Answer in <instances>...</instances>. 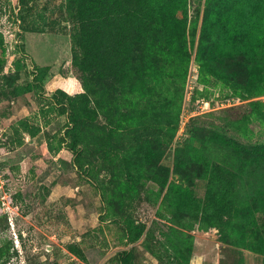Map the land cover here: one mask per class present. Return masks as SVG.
<instances>
[{
	"label": "rangeland",
	"instance_id": "rangeland-1",
	"mask_svg": "<svg viewBox=\"0 0 264 264\" xmlns=\"http://www.w3.org/2000/svg\"><path fill=\"white\" fill-rule=\"evenodd\" d=\"M130 1L0 0V264H264V7Z\"/></svg>",
	"mask_w": 264,
	"mask_h": 264
},
{
	"label": "trees",
	"instance_id": "trees-1",
	"mask_svg": "<svg viewBox=\"0 0 264 264\" xmlns=\"http://www.w3.org/2000/svg\"><path fill=\"white\" fill-rule=\"evenodd\" d=\"M161 0H156L155 2H149L152 5L148 7V12L146 15V23L148 25V28H151L156 25H167L169 22L166 20L167 16H170L174 23L178 26H182L184 23L181 21L180 18L176 17V12L182 10L183 13H186L187 9L190 6L191 0H167L164 3L160 2ZM129 3L130 6L132 4V1L126 0V4ZM146 4V3H145ZM204 4V12L205 15L208 16V18L215 17L214 21L217 23L222 24H230L234 25L233 29H236L235 33L232 31L230 33L233 34L234 40H239L243 42V44L253 46L251 41L254 38V33L257 29L256 23L252 20L253 15L255 14V11L260 5L259 0H203ZM115 5V4H114ZM130 6H127L124 9H120L119 5H115V13L114 17L112 18V23L114 25L122 24L127 22L130 17L132 16V10L130 9ZM241 6V10L239 7ZM166 9L168 11L167 16L163 15L162 9ZM262 8V7H260ZM247 13L248 16H250L251 19L244 23L243 21H240L241 14ZM160 16H163V18H160ZM207 18V19H208ZM206 25V21L203 22L202 27L204 28ZM148 31V30H146ZM228 30H226L225 40H228ZM142 41V40H140ZM139 41L134 42V44L128 40H124L123 44V50L125 58H129L130 54L129 51L135 50V43ZM145 57V54H141L139 58L143 59ZM80 59L81 62V72L76 75L81 81L83 86L85 87L86 91H88V85H87V77H86V71L88 70V67H86V61L83 60V56L79 57L77 54V59ZM152 60V59H151ZM84 94V93H81ZM70 120L67 121L66 127L64 128L63 132V139L69 134V132L74 128L73 119L72 117L69 118ZM66 140V139H65ZM64 141V140H63ZM65 143V141H64ZM72 148V147H71ZM74 148V147H73ZM71 149L74 151V149ZM139 230H142L145 228V225L142 223V225L138 226ZM128 253L127 249L118 250L117 254L120 257H126Z\"/></svg>",
	"mask_w": 264,
	"mask_h": 264
}]
</instances>
